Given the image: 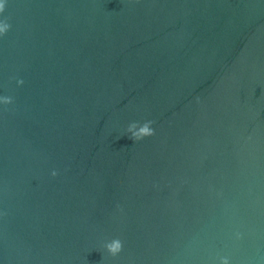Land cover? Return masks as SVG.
Here are the masks:
<instances>
[{"label": "water", "instance_id": "water-1", "mask_svg": "<svg viewBox=\"0 0 264 264\" xmlns=\"http://www.w3.org/2000/svg\"><path fill=\"white\" fill-rule=\"evenodd\" d=\"M5 18L0 264H264V0H7Z\"/></svg>", "mask_w": 264, "mask_h": 264}, {"label": "clouds", "instance_id": "clouds-1", "mask_svg": "<svg viewBox=\"0 0 264 264\" xmlns=\"http://www.w3.org/2000/svg\"><path fill=\"white\" fill-rule=\"evenodd\" d=\"M7 0H0V14H3L6 11ZM11 24L8 22V18L0 20V36L7 34L10 30ZM20 84H23V81H19ZM13 99L8 96L0 97V103L5 105L11 104ZM153 121H146L142 125L138 122H132L127 128V132L131 135L129 136L134 142L143 140L146 137L155 135V130L152 127ZM53 176L58 175L57 172L53 171ZM104 247L107 249L113 257L117 256L123 250V242L119 239H113L110 242L106 243ZM222 264H229L228 259L222 258Z\"/></svg>", "mask_w": 264, "mask_h": 264}]
</instances>
